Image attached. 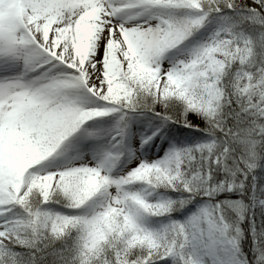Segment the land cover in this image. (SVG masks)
Instances as JSON below:
<instances>
[{
  "label": "snow or ice",
  "instance_id": "obj_1",
  "mask_svg": "<svg viewBox=\"0 0 264 264\" xmlns=\"http://www.w3.org/2000/svg\"><path fill=\"white\" fill-rule=\"evenodd\" d=\"M0 264H264V0H0Z\"/></svg>",
  "mask_w": 264,
  "mask_h": 264
}]
</instances>
